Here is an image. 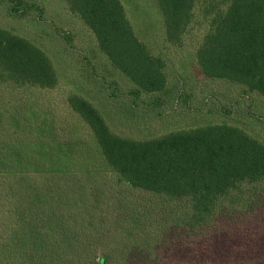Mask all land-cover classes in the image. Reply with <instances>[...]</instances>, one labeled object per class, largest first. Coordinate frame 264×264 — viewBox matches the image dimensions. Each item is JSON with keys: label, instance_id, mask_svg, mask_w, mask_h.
Wrapping results in <instances>:
<instances>
[{"label": "trees", "instance_id": "1", "mask_svg": "<svg viewBox=\"0 0 264 264\" xmlns=\"http://www.w3.org/2000/svg\"><path fill=\"white\" fill-rule=\"evenodd\" d=\"M65 1L94 35L110 69L134 84L129 95L138 99L164 89L160 59L138 40L119 0ZM154 1L165 41L174 47L184 43L199 8L208 27L195 54L202 75L264 98V0ZM7 3L10 17L41 11L25 0ZM0 85H57L46 54L1 26ZM66 104L87 127L89 144L46 139L44 122L38 140H20L0 124V264H164L157 253L163 239L147 234L145 206L133 200L135 193L159 200L172 218L170 234L203 227L226 207L240 205L246 190L264 186V144L236 127L208 125L131 141L113 135L81 96L70 94ZM99 173L114 183L99 186L93 179ZM113 216L116 234L108 227Z\"/></svg>", "mask_w": 264, "mask_h": 264}, {"label": "rangeland", "instance_id": "2", "mask_svg": "<svg viewBox=\"0 0 264 264\" xmlns=\"http://www.w3.org/2000/svg\"><path fill=\"white\" fill-rule=\"evenodd\" d=\"M25 1L38 5L41 11L10 17L7 0H0V26L46 54L57 85L50 90L0 85L1 127L9 128L20 140H38L44 122L49 126L46 139L56 137L59 144H89L87 127L66 104L70 94H77L99 113L113 135L123 139L145 141L226 124L264 144V98L239 84L207 79L197 66L196 50L208 28L199 8L195 9L196 24H192L184 43L174 47L165 41L162 17L154 0H119L138 40L160 59L166 79L162 91L142 92L135 99L128 94L135 89L134 84L110 69L94 35L70 12L65 0ZM27 108L43 115V121ZM7 116L9 120H4ZM90 161L96 164L95 158ZM93 179L101 187L114 183L110 174L99 173ZM263 189L262 185L246 190L240 205L226 207L203 227L176 228L170 234L172 218L161 209L159 200L140 193L132 198L145 206L147 234L159 242L163 239L157 253L164 264H264ZM120 190L115 187L113 191ZM115 219L113 216L108 222L112 234H116Z\"/></svg>", "mask_w": 264, "mask_h": 264}]
</instances>
